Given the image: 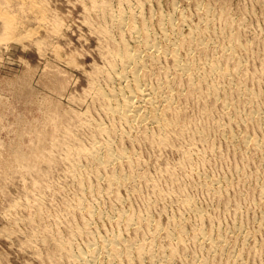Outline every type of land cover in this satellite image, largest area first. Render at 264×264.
<instances>
[{
    "label": "bare ground",
    "instance_id": "6f19581e",
    "mask_svg": "<svg viewBox=\"0 0 264 264\" xmlns=\"http://www.w3.org/2000/svg\"><path fill=\"white\" fill-rule=\"evenodd\" d=\"M91 1L94 15L83 20L101 59L86 72L92 114H52L63 129L49 134L56 153L41 152L36 140L32 155L14 153L26 173L42 177L23 190L25 198L32 190V199H24L29 213L16 215L20 202L4 209L8 221L30 227L23 249L39 264H264V49L257 47L264 30L250 31L253 13H233L229 0ZM46 7L41 0H0V47L42 30L58 37L63 22ZM212 136L236 149L242 164L215 176L208 166L221 151ZM136 145L147 148V159ZM167 152L177 158L167 161ZM43 162L60 168L65 189L75 187L51 226L41 224L45 191L54 184H46L51 173ZM247 183L256 195L254 226L239 219L246 210L240 187ZM189 189L203 191L205 201ZM216 205L231 215L226 225L210 212ZM39 246L50 252L43 255Z\"/></svg>",
    "mask_w": 264,
    "mask_h": 264
},
{
    "label": "rangeland",
    "instance_id": "374dc122",
    "mask_svg": "<svg viewBox=\"0 0 264 264\" xmlns=\"http://www.w3.org/2000/svg\"><path fill=\"white\" fill-rule=\"evenodd\" d=\"M41 1L44 2L45 7L47 5L46 9L48 13H50V16L52 15L53 18H55L54 19L55 21L56 19H58V21H56L58 22V24L62 20L63 23L59 24L61 26V27L59 26V28L61 29V30L59 29V36L58 37L55 36L56 37L55 38L54 36H52V34H48V31L42 30L43 32L40 31L37 32L38 34L36 33L37 35L34 34L33 38L29 39V37L28 38L26 37L27 39L22 40V42L21 41L17 42L15 39L11 40V38H8L7 39L8 42L6 43L4 41L5 42L3 43L4 46L1 44L2 46L0 47V103H1L0 104V230H2L0 231V263L1 264H39V260H37V258L35 259L34 257H32L30 253L27 252V250L23 249V245L25 244L23 242L25 233L29 230L27 228L30 227L23 224L22 221H21L22 223L17 222V224L16 222L11 223L4 216V212H5L4 209L6 210L7 209L6 207L12 204L13 202H20L22 204H25L28 199L31 200L33 195L30 193L32 192V190L30 192L28 189L30 193L27 195L26 198L25 195L23 194V190L25 189V186L26 188L27 186H29L32 180L38 181L39 179L42 178L41 176H38V174L36 173L35 174L26 173L27 171H24L27 170L25 163L23 164V162H21L22 160H20V162H18V159L15 160L14 155L16 154L14 153H17V151L26 153L28 151L27 153L29 154L30 151L32 150L31 145L35 146L37 145V142L39 143L42 142L41 144L38 143L39 146L41 145L40 146L41 152L43 150V153L47 155L50 154V152L56 153V151L51 150L52 148L49 146L51 145L49 139H52L50 135L51 133H53L54 135L53 138H55L57 134L59 135L60 131H62L63 129L62 126L61 128L59 127L61 124L60 123L57 124L58 122L57 120L55 121L53 120L54 118L56 119V117H53V115L56 114L57 112L61 114L63 113L62 111L73 113L71 110H74L77 113H79L82 118L83 116L85 117L87 113H89L90 115L92 114L91 106H88V104L90 103L88 100L89 96H87L84 92L85 91L84 89H86L88 84L87 82L88 74L86 72L90 71L93 65L100 64L101 61V59H99L100 57H98L99 55H97L98 53L96 50L97 49L96 37L92 32L89 33L90 30L88 26L86 27L87 24H85L84 22L86 17L91 18L94 15L93 12H90L92 9L90 2L92 3V1L91 0L89 1L88 0H41ZM100 1L101 0H99V2ZM165 1L166 0H162L164 4ZM112 2L116 4L114 0H112ZM229 3L230 4H228L227 6L230 8V10L233 13H238V10L240 12H245V13L251 12V14L253 13L252 16H250L252 18L250 17L247 18L248 27L250 25V27L253 28L252 29L249 27L250 31L264 30V9H263L264 6L261 7V5L255 4V2H252L251 0H229ZM89 5L91 6V8ZM85 7L86 9H84ZM186 8L187 10H190V7H186ZM236 9L237 12H235ZM85 15L87 16L85 17ZM254 21L256 22V25ZM25 26H26L25 27L26 30L30 31L32 29L30 23L26 24ZM60 35H62V37ZM40 40L43 42L42 45ZM258 44L259 45L257 47L260 50L264 49V42H260ZM38 46L40 47L38 48ZM56 50H59V52H57ZM67 58H69V60H67ZM72 59L74 64L71 63ZM75 65L76 66L78 65L77 68L75 67ZM62 74L66 75L67 77ZM54 80L59 81L60 86H54ZM67 98H69V100ZM83 99H85V101L82 102L83 103L82 104L80 102L83 101ZM78 103L81 104L82 106L79 105ZM82 111L84 115L82 114ZM93 116L95 117L96 114L94 113ZM51 120H53V122L56 123L55 124L52 123ZM52 127L54 128L53 131L58 130L59 132L57 131L58 132L57 133L56 131L55 132L49 131ZM41 131L45 133L43 134L45 135L44 136L45 138L38 139L39 135H37V133L38 134L39 132L42 133ZM43 140H45L47 144H45L46 142H44ZM211 141L215 144V146L219 147L221 151L220 156L212 158L211 165L208 166V169L215 176H219L225 173L231 167L235 166V164L236 165L242 164V160L240 158L239 152H237L236 149H233L232 146H226L225 143L217 139L215 136L211 137ZM143 147L144 146L142 145H138V147L136 145L134 148L137 151L139 150L140 152L139 151L138 152L142 156L145 154L143 158L147 159L150 153H148L147 150H145L147 148L144 149ZM222 152H225L223 157H222ZM32 154L33 152L30 153V155ZM162 157H164L167 161H173L177 158V154L172 152L170 153L167 152V153H163ZM257 158L262 159V157H260L259 155H257ZM16 162L19 165V167L18 165H16ZM40 165L42 166L43 170L49 169V172L47 171L46 173L45 171V174L50 175L49 173H51L50 177L47 176V178L45 179L47 180L46 184L49 185L52 183L55 184V185L52 184L50 185L51 187L49 186L48 188H46L47 192L45 191L46 193L45 198L47 199L45 200L46 201L45 206L42 207L43 209H41L43 213L42 216L44 217V218L42 217L41 221L43 223L41 224L43 225L48 224L51 226V221L54 218V215L56 214V212L58 213L59 209L62 208L60 202L62 203L64 198L65 199L72 198L71 196H73L72 194L75 190V187L74 185L72 186V184H70L69 186H66L65 189L64 188L65 186L60 184L61 179L58 180L61 175L60 168L51 170L50 168L45 167V165H47L46 163H44V167L42 164ZM254 165L255 163L253 164L251 163L248 166V168L251 166L249 168L251 169ZM57 170H59L60 172ZM29 176H31L32 179ZM15 179L17 180L15 181ZM249 183H252V181ZM249 183L245 184V186L247 185L246 187L244 185L242 186L240 185L241 187L239 186L241 189L246 190L245 196L241 199H238L239 203L242 206H244V209H246V210H242L243 213L241 214V216H239V219L240 220L244 219V221L245 222L247 221L246 223L250 224V226H254L252 216L254 215L253 213H256L257 209L254 208L255 209L254 210L252 208L251 202L253 203V200L256 198V195L255 192L253 191L252 184L248 185ZM67 187L69 188V190ZM68 191L71 193H69ZM188 191L189 194L197 197L198 200H200V202L205 201L203 191L199 189H189ZM230 193L231 195H233L232 192ZM29 195L32 196L29 197ZM58 195L60 198L58 197ZM27 205L28 204H25L23 206H27ZM19 206L20 205H18L17 207ZM23 206H21L22 210L21 209L17 210V208L15 209L16 211H18L16 212L17 216L19 215L22 216V214H24L25 211H26L25 213H29L27 211L30 210L29 208L31 207L28 205L27 206L28 208H24L23 211L22 208ZM210 212L212 213V215L216 216V218L220 221L222 225H226L229 219L231 218V215L225 212L220 205H216L213 208L210 207ZM45 213L46 214L50 213V214L46 216ZM60 214L61 213L59 212V215ZM43 225H40L39 223L36 229L41 230ZM15 229L16 230L20 229L23 232V235L20 237L15 236L12 239L9 238L6 239L4 236L5 231L8 232V230L10 231ZM262 235L263 234H259V239H261L262 242H264V238H263L264 235L263 236ZM46 249L47 247L43 248V246L42 247L39 246L37 250H39L44 255L45 252L47 251L50 252L49 249L48 250ZM43 263L44 261L41 264Z\"/></svg>",
    "mask_w": 264,
    "mask_h": 264
}]
</instances>
